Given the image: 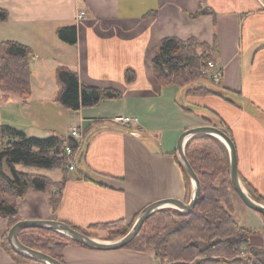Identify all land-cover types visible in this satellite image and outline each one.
Segmentation results:
<instances>
[{
    "label": "crops",
    "instance_id": "crops-1",
    "mask_svg": "<svg viewBox=\"0 0 264 264\" xmlns=\"http://www.w3.org/2000/svg\"><path fill=\"white\" fill-rule=\"evenodd\" d=\"M0 7L8 12L0 21V41L15 40L31 49L32 94L19 99L15 112L28 120L29 128L50 133H59V115L77 121L84 140L82 160L75 172L68 171L57 209L44 191L29 188L18 199L20 219H58L103 239L107 232L90 225L131 221L148 203L165 197L185 200L187 183L176 144L184 129L204 124L228 128L242 184L264 197V0H0ZM201 8L209 11L198 13ZM80 11L85 12L81 17ZM70 25L76 26L74 44L56 34ZM168 36L215 42L221 95L185 94L160 83L152 59L159 40ZM58 66L75 70L85 84L117 89L120 97L78 110L64 108L57 101ZM128 68L135 72L131 82L124 77ZM181 96L192 111L182 107ZM115 116H136L138 123L121 126L111 120ZM41 174L62 177L59 168ZM233 197L236 212L244 217L239 223L261 229L259 213ZM7 229L8 220L0 215V238ZM251 241L264 245L261 235ZM63 259L65 264L159 260L151 250L78 244L66 245ZM0 264L33 263L14 262L0 247Z\"/></svg>",
    "mask_w": 264,
    "mask_h": 264
},
{
    "label": "trees",
    "instance_id": "trees-1",
    "mask_svg": "<svg viewBox=\"0 0 264 264\" xmlns=\"http://www.w3.org/2000/svg\"><path fill=\"white\" fill-rule=\"evenodd\" d=\"M208 11L201 8L198 13ZM7 17L6 9L0 7V21ZM56 34L67 43L76 42L75 25L59 27ZM30 54L28 45L10 39L0 41V100L5 95H14L23 101L30 98ZM209 61L216 62L215 42L210 44L195 37L180 39L168 36L159 40L152 68L161 84L179 87L185 94L221 95L220 83L215 84L209 79L212 70L208 68ZM124 77L126 82L134 80V70L126 69ZM55 78L59 85L57 101L67 109L78 110L104 99L120 97L117 89L81 82L77 72L66 66L56 68ZM181 105L186 111H192L182 102ZM222 124L219 127L231 136ZM67 145L76 147L78 144L70 136L56 132L47 137L28 136L10 124L0 125V215L8 220V229L0 238V247L14 262L47 264L16 252L7 234L9 228L20 220L18 199L29 188L44 191L53 210L57 209L68 179ZM185 154L200 180L196 204L189 211L174 207L154 211L124 248L151 250L156 258L167 264H264V245L257 246L251 241L254 235L264 237V215L258 212L263 220L261 229L243 226L234 217L233 196L237 193L230 179V156L226 144L212 134L198 133L186 141ZM17 165L59 168L62 177L54 180L45 174L20 170ZM180 167L186 181L190 182L189 175ZM245 187L252 198L264 204L262 195L249 185ZM134 220L97 223L90 228L104 229L109 234L108 239H116L128 232ZM70 225L90 234L88 228ZM18 237L24 244L62 262L66 245L85 246L62 232L36 226L22 228Z\"/></svg>",
    "mask_w": 264,
    "mask_h": 264
},
{
    "label": "water",
    "instance_id": "water-1",
    "mask_svg": "<svg viewBox=\"0 0 264 264\" xmlns=\"http://www.w3.org/2000/svg\"><path fill=\"white\" fill-rule=\"evenodd\" d=\"M179 99L182 103L184 102L182 96L179 97ZM198 133L212 134L221 139L226 144L230 156V179L235 192L248 207L264 215V204L252 198L240 180L237 168L236 147L232 137L217 125L204 124L184 129L180 133L176 144L178 161L189 175L193 183L191 196L187 202L176 197H165L148 203L140 210L128 232L115 240H102L96 238L95 236L82 232L79 229L72 227L69 223L58 219H20L15 222L8 230L7 238L10 245L16 252L33 259L43 261L47 264H65L48 253L34 249L24 244L18 237L19 230L29 226L42 227L62 232L74 240L91 248L117 249L123 248L131 239H133L135 235H137L146 218L154 211L168 206L178 208L182 211L191 210L198 200L201 186L196 172L186 157L185 143L191 136ZM83 154L84 148H82L78 154V163L81 162Z\"/></svg>",
    "mask_w": 264,
    "mask_h": 264
},
{
    "label": "rangeland",
    "instance_id": "rangeland-1",
    "mask_svg": "<svg viewBox=\"0 0 264 264\" xmlns=\"http://www.w3.org/2000/svg\"><path fill=\"white\" fill-rule=\"evenodd\" d=\"M18 101H19V98L17 96L9 95L8 99H6L5 101L0 103V124L1 123L10 124L12 126H16L17 128H22V130H25L27 132L28 136L47 137V136L51 135L52 133L48 132L47 130L45 131L44 128L31 129L28 127V123H29L28 120L23 119V117L19 116L18 112H15V110L18 109L17 108L18 103H19ZM58 119L60 122V127L58 129L59 134H66L67 132L70 133L71 126L77 125V121L72 122L71 119L66 121L60 115H59ZM77 165H79V164L77 163ZM22 167L25 169L24 166H22ZM68 169L70 172H75L74 167L68 168ZM41 171H43V169L30 167V172L41 173ZM44 171H46V170H44ZM53 174L56 175L57 172H53ZM186 183H187V195H186L185 200H184L185 202H187L190 199L192 188H193V183H192L191 179H190V182L186 181ZM234 195H236V194H234ZM236 197L240 201L239 196L236 195ZM168 207H171V206H168ZM234 217L238 220V222H240L241 224H244V217L241 213L236 212V210H235ZM108 237H109V234L107 232V234L104 237L105 239L103 238L102 240H115V239H108ZM96 238H98V237L96 236ZM160 261L161 260H158V264H161V263L167 264V262H165V261L164 262H160Z\"/></svg>",
    "mask_w": 264,
    "mask_h": 264
},
{
    "label": "built area",
    "instance_id": "built-area-1",
    "mask_svg": "<svg viewBox=\"0 0 264 264\" xmlns=\"http://www.w3.org/2000/svg\"><path fill=\"white\" fill-rule=\"evenodd\" d=\"M84 14H85L84 11H80L78 16L81 17ZM207 65L208 68L212 69L208 75L209 79L215 84L218 83L221 76L220 70L216 69V65L213 61H209ZM111 120L114 123L125 127L133 126L138 123V117L136 116H115L111 118ZM69 136L78 144L76 147L72 145H67L65 147V153L68 156V159L66 161V166L68 168H72L75 167L77 163V156L79 152L81 151L82 148H84V140L80 130L78 129V126H73L71 128Z\"/></svg>",
    "mask_w": 264,
    "mask_h": 264
}]
</instances>
